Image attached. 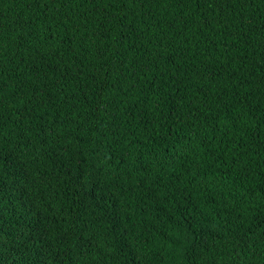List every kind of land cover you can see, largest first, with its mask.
Instances as JSON below:
<instances>
[{
  "label": "trees",
  "instance_id": "1",
  "mask_svg": "<svg viewBox=\"0 0 264 264\" xmlns=\"http://www.w3.org/2000/svg\"><path fill=\"white\" fill-rule=\"evenodd\" d=\"M0 264H264V0H0Z\"/></svg>",
  "mask_w": 264,
  "mask_h": 264
}]
</instances>
